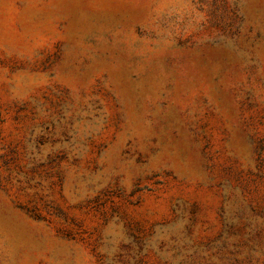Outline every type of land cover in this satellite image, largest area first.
<instances>
[{
	"label": "rangeland",
	"instance_id": "374dc122",
	"mask_svg": "<svg viewBox=\"0 0 264 264\" xmlns=\"http://www.w3.org/2000/svg\"><path fill=\"white\" fill-rule=\"evenodd\" d=\"M0 264H264V0H0Z\"/></svg>",
	"mask_w": 264,
	"mask_h": 264
}]
</instances>
